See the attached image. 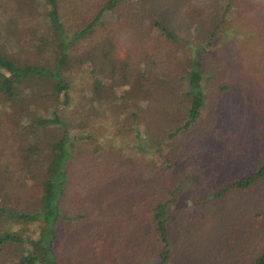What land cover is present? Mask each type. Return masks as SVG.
Returning <instances> with one entry per match:
<instances>
[{"label":"trees","instance_id":"obj_1","mask_svg":"<svg viewBox=\"0 0 264 264\" xmlns=\"http://www.w3.org/2000/svg\"><path fill=\"white\" fill-rule=\"evenodd\" d=\"M118 1L106 0L96 11L92 0H0L6 6L0 17L5 40L15 45L30 39L28 46L33 49L32 56L22 59L0 50V116L11 127L8 132L17 145L12 153L4 154L5 162L12 160L16 169L0 165V194L17 195L21 200L16 207L0 206V218L9 226L0 232V250L13 252V264H60L54 247L65 226H88L93 221H97L98 231L90 255L97 264H214L219 250H227L235 241L222 239L219 226L234 232L244 224L231 218L215 221L214 207L234 203L236 195L264 184V160L228 176L224 160L234 162L243 155L242 150L216 149L222 163L217 167L211 163L217 158L209 163L200 149L213 148L216 137H221L219 121L204 112L224 104L217 102L224 100L225 91L231 94L224 109L243 103L244 89L239 85L258 73L240 61L233 41L226 50L224 44L215 54L209 51L219 34L230 30L228 15L233 12L232 18L236 17V10H247L253 2L212 0L211 25L188 30L184 38L174 35L159 19L147 20L126 35L121 56L115 52L121 45H107L105 39L76 52V46L94 34L103 8L110 9ZM89 8L95 12L90 19V12L89 17L84 15ZM184 12L193 19L192 12ZM18 20L25 28L17 27ZM149 30L144 36L143 31ZM131 38L137 42L131 44ZM115 42L121 40L117 37ZM93 58L106 65L108 76L116 75L115 82L105 86L90 70L89 95L83 99L82 111L75 112L85 117H117L128 102L123 119H130L132 132L126 138L139 152L150 147L161 168L151 160L143 164L144 160L130 156L128 145L107 149L95 138L99 130L94 131L95 136L82 131L70 136L69 120L60 119L53 107L44 115L35 113L27 108V96L18 106L22 82L33 88L31 103L42 102L38 94L48 92L59 93V102L65 105L76 68L87 61L92 64ZM248 95L252 93L247 90L246 98ZM20 114L23 123L13 126ZM91 118L88 122L92 123L95 119ZM119 125L122 128L121 121ZM77 144H94L92 157L75 158L71 163ZM183 184L187 188L184 203L176 206ZM202 207L207 215L203 223L212 219L207 232L202 224L199 228L188 223L191 208ZM223 240L227 245L221 247ZM246 247L244 255L236 253L224 264H264V230Z\"/></svg>","mask_w":264,"mask_h":264},{"label":"rangeland","instance_id":"obj_2","mask_svg":"<svg viewBox=\"0 0 264 264\" xmlns=\"http://www.w3.org/2000/svg\"><path fill=\"white\" fill-rule=\"evenodd\" d=\"M249 1H252L254 6L248 7L247 10H236V17L234 18H232L233 12L231 15H228L226 19L231 22L230 30L221 32L217 39L213 41L214 47L209 49V51L215 54L216 49H224L223 45L225 44L224 50H226L227 45L233 41L234 49L238 50V54L240 55V61L245 63L248 67H255L258 72L255 76L251 74L246 81L243 79L239 85L241 89H244L245 100L243 103L238 101L236 106H229L224 109L229 102L228 96L231 94L225 91L224 100H218L217 104L225 103L216 106L212 111L204 112L207 116L213 117L214 122L219 121L218 135L221 136L216 137L217 140L213 148H200L206 155V160L210 163L212 159L217 158V161L211 163H214V165L218 167L222 163L220 162L221 160L218 159L219 154L215 152L216 149L230 147L240 152L242 150L243 152L241 157L234 159V162H232L231 159L224 160L228 165L224 169V173L228 176H235V174L246 171L264 160V0ZM105 2L106 0H92L93 4H97L96 11L98 8L104 7ZM5 9L6 6L2 5L0 2V17L6 12ZM186 9L192 12L193 19L190 20L189 16L185 14L184 11ZM89 12L90 8L88 10L84 9V15L87 17H89L87 15ZM212 12L215 13L212 0H119L117 4L110 9L103 8L98 18L99 22L96 25L94 34L78 44V46H76V52L81 51L85 45H90L92 42L96 43L99 42L100 39H105L109 41L107 45L111 43L113 45H121L120 48L115 47V52L117 51L116 54L121 56L126 48V35L137 27H141L142 23H146L147 20L152 19H159V21L174 35L179 38H184L188 30H192L195 27L203 28L204 26L206 27V24L210 26L213 18ZM94 13L95 12H90L89 19L92 15L94 16ZM133 24H137V26H133ZM18 26L19 29L25 28L20 20H18L17 27ZM148 32H150V30L143 31V35L145 36V33ZM4 34L5 32L1 30L0 50L3 48L7 53L19 55L21 59L33 55V49L28 46L30 44V39L22 41L21 44L17 43L15 45H10L5 40ZM151 35L153 37V34ZM117 37L119 41L121 40L120 43L115 42ZM25 38L28 39L29 35H26ZM128 41H130L131 44L137 42L132 38L128 39ZM48 53L49 52H46V54ZM92 60H94L92 64L87 61L80 66V69L76 68L78 72L74 73L73 78H71L73 83L67 91V101L65 105L59 102V93L50 95L48 92L38 94L42 102L31 103V101L34 100V98H32L34 91H31L33 88L27 87L25 82H22L19 85L21 94L19 95L20 100L18 106L23 104L24 100L22 97L27 96V108L35 113L44 115L45 112L47 113V111L53 107L58 115H60V119L63 120L66 118L69 120L68 123L71 127L68 134L70 136L75 133H80V131L85 134L92 132L95 136L97 134H94V131L99 130L100 134L95 136V138L103 143L107 149L116 148L120 150V145L122 147L128 145V153L130 156L138 158L141 161L144 160L145 162L143 164H149L150 162L148 161L151 160L155 167L161 168L160 160L153 155L150 147L145 146L146 151L139 152L135 146H130L131 142L129 138L126 137L132 132V123H130L129 118L127 120L123 119V111L129 110V107L127 108L125 106L129 105L128 102L123 105V109L120 110L117 117H113L112 113H110L112 116L104 118H102V116L100 118L95 114L94 116L88 114V117H85L75 112L76 109L79 112L82 111L81 107L84 108L86 103L83 99H87L89 95V87L91 86L90 70H94L96 76L99 75V78L105 86H107V83L111 84L113 81L115 82L116 75L113 77L108 76L106 65L101 64L102 62L97 60V58H93ZM236 80L237 79L233 80L234 86H236ZM233 85L230 87H233ZM221 90L218 93H220ZM247 90L252 93V96L248 95L246 98ZM115 95H117L116 92L113 93V96ZM115 99H117V96H115ZM239 103L241 104L239 105ZM93 105L94 104H92V106ZM112 107L116 110V105L114 103ZM99 111L100 110L97 112ZM21 116L23 115L20 114L17 119H13L16 122L12 124L13 126L23 123ZM121 117L122 119L120 120ZM1 118L2 115L0 116V165L6 168L11 167L10 170H14L16 169L15 164L11 165L12 160H9L11 162L7 164L4 160L6 158L4 154L12 153L17 145L14 141L15 139L12 138L8 132V128L11 127L4 124ZM89 118H94L95 120L91 123L88 122ZM120 121L122 123V128L119 125ZM107 137L109 138L107 139ZM93 145L89 147V145L80 146L77 144L76 147L78 146L77 148L79 149L74 151L71 163L75 162V158L78 160H85V158L92 157L90 150ZM85 151L87 152L83 153ZM220 152L222 151L220 150ZM26 189L32 192L35 191V188L31 187H26ZM186 190V184H183L177 193L176 206L183 205V198L185 197ZM16 193H19V191ZM23 195L25 196L24 191ZM16 196L6 197L3 193L0 194V206L6 207L12 205L16 207L19 204L21 205V200ZM212 213V219L215 221H229L228 219L231 218L244 223L242 226H237L234 232L226 231L228 229L226 225L219 226L218 231L221 230L220 234L224 236L222 239L234 238L235 240L231 242V246H228L227 250H219L221 251L220 254H217V258L213 260L214 264H224L229 257L236 253L244 255L245 251H247V244L255 241L258 235L264 230V184L257 185L254 187L253 191H249L245 195H236V202L234 203L229 205H216ZM189 214L188 223L191 226L197 224L199 228L202 224L203 232H207L206 227L212 222V219L208 224L203 223L207 217L205 208H197V210L191 208ZM3 221L4 219L0 218V232L7 230L9 227ZM84 224H68L65 226L64 232L60 234V238L54 247V252L57 251L60 264H84L87 262L97 264L94 262L96 259L92 260L90 255L93 246L92 241L95 239V234L98 231L96 227L97 221H93L88 226H84ZM90 225H93V227ZM15 226L19 227L18 225ZM10 228L13 229L14 226ZM170 231L171 236H173V228H171ZM241 237L245 238L244 242ZM224 245H227L226 240L222 241L221 247H224ZM223 251H225V253ZM12 253H8L7 250H0V264H13L14 254L12 255Z\"/></svg>","mask_w":264,"mask_h":264}]
</instances>
